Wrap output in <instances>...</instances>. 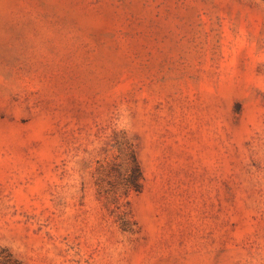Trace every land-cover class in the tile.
Wrapping results in <instances>:
<instances>
[{
    "label": "rangeland",
    "instance_id": "obj_1",
    "mask_svg": "<svg viewBox=\"0 0 264 264\" xmlns=\"http://www.w3.org/2000/svg\"><path fill=\"white\" fill-rule=\"evenodd\" d=\"M3 247L264 264V0H0Z\"/></svg>",
    "mask_w": 264,
    "mask_h": 264
},
{
    "label": "trees",
    "instance_id": "obj_2",
    "mask_svg": "<svg viewBox=\"0 0 264 264\" xmlns=\"http://www.w3.org/2000/svg\"><path fill=\"white\" fill-rule=\"evenodd\" d=\"M132 167H131V174L127 179V184L129 187L133 188L136 191H140L141 189V171L136 159L135 154L132 152ZM0 264H25L22 260L17 258L10 252L7 248L0 249Z\"/></svg>",
    "mask_w": 264,
    "mask_h": 264
}]
</instances>
